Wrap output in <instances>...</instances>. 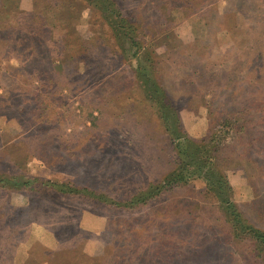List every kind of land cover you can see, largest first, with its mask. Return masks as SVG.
Listing matches in <instances>:
<instances>
[{
    "label": "rangeland",
    "instance_id": "1",
    "mask_svg": "<svg viewBox=\"0 0 264 264\" xmlns=\"http://www.w3.org/2000/svg\"><path fill=\"white\" fill-rule=\"evenodd\" d=\"M116 2L135 56L86 0H0V264H260L200 178L156 185L173 142L135 67L188 136L215 132L235 208L264 231V0Z\"/></svg>",
    "mask_w": 264,
    "mask_h": 264
},
{
    "label": "trees",
    "instance_id": "2",
    "mask_svg": "<svg viewBox=\"0 0 264 264\" xmlns=\"http://www.w3.org/2000/svg\"><path fill=\"white\" fill-rule=\"evenodd\" d=\"M86 1L94 6L93 11L98 13L99 21H103L108 26L114 41L113 44L118 47L120 56L123 57L124 55L123 47L126 43L130 45V48H135L132 56L137 55L141 43L138 40H134L133 36H131L133 30L124 24L128 25V19L123 14L116 13L118 11L117 8H120L116 0ZM164 25L165 23H163V27L166 29ZM135 37L137 36L135 35ZM124 49L126 50L127 47H124ZM136 58L138 59V56ZM135 68L136 80L143 93H145L146 99L155 108L164 131L167 132L173 142L172 170L163 179L156 182V185L172 187L178 184H187L194 177L200 178L205 184L207 194L219 203L225 222L232 228L233 238L235 240L247 238L253 246L259 263L264 264V231L249 225L247 220L242 217L243 215L235 208V204L231 199L232 187L216 162L215 152L220 141L216 140L215 132L209 137L200 139L188 136L183 130L177 107L167 92L157 84L151 72L145 66L137 64ZM223 124L228 125L229 122L225 121ZM221 132H223V134H220L223 139L226 132L224 130H221ZM53 185L60 191L79 192L80 190L69 186H66L69 188L65 190L61 184ZM142 195L138 200H134L142 201L144 199ZM146 196L153 197L154 193L151 192L146 194ZM133 204L131 202V205Z\"/></svg>",
    "mask_w": 264,
    "mask_h": 264
}]
</instances>
